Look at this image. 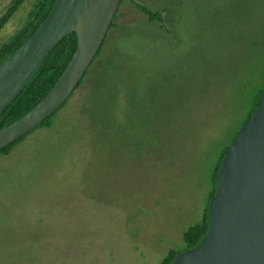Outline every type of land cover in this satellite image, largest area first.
<instances>
[{"label": "rangeland", "instance_id": "374dc122", "mask_svg": "<svg viewBox=\"0 0 264 264\" xmlns=\"http://www.w3.org/2000/svg\"><path fill=\"white\" fill-rule=\"evenodd\" d=\"M137 1L161 21L122 0L93 79L0 153V264H163L202 218L263 79L264 0Z\"/></svg>", "mask_w": 264, "mask_h": 264}, {"label": "water", "instance_id": "95a60500", "mask_svg": "<svg viewBox=\"0 0 264 264\" xmlns=\"http://www.w3.org/2000/svg\"><path fill=\"white\" fill-rule=\"evenodd\" d=\"M122 0H56L34 33L0 63V114L72 31L77 48L59 79L29 111L0 128V149L41 124L75 91L95 59ZM209 231L170 264H264V89L230 143L209 203Z\"/></svg>", "mask_w": 264, "mask_h": 264}, {"label": "trees", "instance_id": "16d2710c", "mask_svg": "<svg viewBox=\"0 0 264 264\" xmlns=\"http://www.w3.org/2000/svg\"><path fill=\"white\" fill-rule=\"evenodd\" d=\"M55 1L56 0H35V3L31 8V10L29 11V14L25 19L23 25L9 38L5 39L0 43V63L4 61L8 56H10L18 47H20L29 38V36L32 33L35 32L37 27L40 25V23L45 19V17L49 13ZM132 1L141 11L145 12L148 15V18L150 20L161 21L162 19L161 11L153 10L152 8L142 4L141 2H138L137 0H132ZM25 2L26 0H11L7 8L0 15V32L10 21V19L17 13V11L23 6ZM118 15H119V9L113 19L108 34L104 39L102 46L95 57V60L92 62V64L86 71L85 76L83 77V79H81L77 88H79L86 81V79L89 80L93 79L94 72L97 70L99 64V57L104 51L106 42L110 40L111 32L113 28L116 26L117 23L116 19L118 18ZM77 44H78V33L76 31H72L71 33L67 34L63 39L59 41V43L51 51V53L46 58V60L39 68V70L32 78V80L17 96V98L14 101H12L9 104V106L0 114V128L13 122L17 118L25 114L47 94V92L51 89V87L55 84V82L59 79L63 71L68 66L77 48ZM259 49H260V54H259V62H258V71L261 72V74L263 75V79L259 84L255 95L252 98V105L245 120L235 131L232 140L235 138L242 124L252 115L254 109L259 105L261 101V96L264 89V68H262L261 66V64L264 62V48L260 46ZM260 68H262V71ZM73 93L71 94V96L73 95ZM69 98L62 104V106L57 111L49 115L36 128L42 126H51L53 116L57 112H59V110L63 106H65V104H67ZM28 134L29 133L23 135L14 142L2 147L0 149V153L3 154L10 153L17 144H19L28 136ZM230 143L227 144V146L221 153L220 159L212 175L211 186H210L211 189L208 195L207 204L202 218L196 223L192 224L183 234L185 248H189L197 245L205 236V234L209 231L210 228L209 218H208L209 203L211 197L215 194L217 190V186L219 182V169ZM181 250L182 249H171L168 252V254L164 257L163 264H170Z\"/></svg>", "mask_w": 264, "mask_h": 264}]
</instances>
